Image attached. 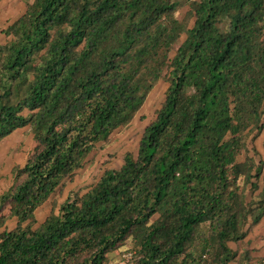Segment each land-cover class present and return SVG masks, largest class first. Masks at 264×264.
<instances>
[{"label": "trees", "instance_id": "trees-1", "mask_svg": "<svg viewBox=\"0 0 264 264\" xmlns=\"http://www.w3.org/2000/svg\"><path fill=\"white\" fill-rule=\"evenodd\" d=\"M0 34V143L25 127L36 143L0 194V264H111L124 247L129 264L251 262L231 244L264 218L248 150L264 131V0H34ZM163 78L137 154L38 224Z\"/></svg>", "mask_w": 264, "mask_h": 264}, {"label": "rangeland", "instance_id": "rangeland-1", "mask_svg": "<svg viewBox=\"0 0 264 264\" xmlns=\"http://www.w3.org/2000/svg\"><path fill=\"white\" fill-rule=\"evenodd\" d=\"M34 0H0V31L6 30L13 22L21 17L29 4ZM189 8H182L178 12V18L187 19ZM194 19L190 18L189 25H193ZM185 35L181 37L175 46L171 57L174 56L178 46L184 40ZM10 40L3 34H0V43L6 44ZM169 84L165 78L161 79L152 92L149 94L144 106L136 115L132 123L117 130L110 137V140L103 142L93 151L87 159L84 167L77 172L72 179H67L54 195L36 212V221L38 224L45 221L51 212H58L60 206L74 193H84L95 184L102 174L109 169H119L124 162L126 153L137 154L141 138L146 127L155 119L156 111L161 107L165 100V95ZM264 131L256 139L250 138L248 142L249 155L254 157L256 162L264 160ZM36 143L30 131V127L19 129L5 138L0 143V194L6 191L12 184V169L15 166H24L32 153ZM245 155L239 157L243 162ZM241 186L243 185L240 183ZM260 187L262 184L260 183ZM261 189V188H260ZM260 189L252 192L248 187L243 186V190L248 199L257 198ZM5 214L8 216L9 211ZM16 226L15 219H10L7 223L9 229ZM233 250L242 252L246 247L250 250L252 258L249 264H258L264 258V218L252 228L244 243H232ZM127 247L114 253L111 264H129V256H125ZM232 264H238L236 262Z\"/></svg>", "mask_w": 264, "mask_h": 264}]
</instances>
